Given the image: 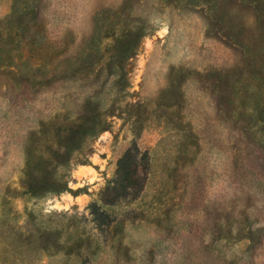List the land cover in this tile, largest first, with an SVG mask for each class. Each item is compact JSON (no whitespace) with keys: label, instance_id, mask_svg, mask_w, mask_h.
<instances>
[{"label":"rangeland","instance_id":"rangeland-1","mask_svg":"<svg viewBox=\"0 0 264 264\" xmlns=\"http://www.w3.org/2000/svg\"><path fill=\"white\" fill-rule=\"evenodd\" d=\"M0 264H264V0H0Z\"/></svg>","mask_w":264,"mask_h":264},{"label":"trees","instance_id":"trees-1","mask_svg":"<svg viewBox=\"0 0 264 264\" xmlns=\"http://www.w3.org/2000/svg\"><path fill=\"white\" fill-rule=\"evenodd\" d=\"M77 95H75V99L78 100L81 109L88 108L86 104H91V99H89V96L84 91V89H77L75 90ZM86 93V94H84ZM89 109V108H88ZM89 113V112H86ZM98 118H92L90 120L91 122H97ZM82 127V123L79 126ZM78 129L81 131L80 139L84 142L88 138V135H90L91 131L89 128H82ZM91 127V126H90ZM77 130V129H76ZM90 131V132H89ZM74 134V132H73ZM78 138V132H76ZM75 135L73 138L78 139ZM70 138V137H68ZM65 154H63L64 157ZM67 155V154H66ZM137 150L135 148H127L124 153L119 157L117 160V167L114 177L109 181V183L105 186L103 191V202L105 204H111L114 201H116L119 198L125 197L129 195L131 192H136L141 187V178L137 175ZM60 186V185H58ZM99 206L96 203H92L91 205V214L98 215Z\"/></svg>","mask_w":264,"mask_h":264}]
</instances>
